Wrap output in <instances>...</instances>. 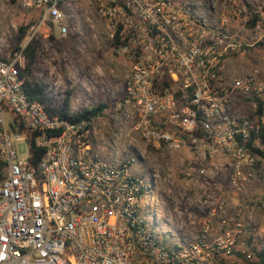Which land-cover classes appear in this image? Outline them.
I'll return each instance as SVG.
<instances>
[{"label": "built area", "instance_id": "1", "mask_svg": "<svg viewBox=\"0 0 264 264\" xmlns=\"http://www.w3.org/2000/svg\"><path fill=\"white\" fill-rule=\"evenodd\" d=\"M6 1L35 21L19 48L0 50V264H219L236 253L250 225L239 213L229 214L223 201L181 248L164 242L151 199L144 204L146 181L131 168L133 161L108 163L93 142L92 125L100 116L67 123L28 99L26 46L40 34L55 38L56 28L59 38L66 37L81 0ZM84 1L127 66L121 98L110 108L117 125L136 132L147 148L185 151L187 180L199 183L209 171L224 168L226 192L249 207L246 196L260 156L246 145L261 125L257 103L250 101L253 112L239 116L233 96L264 101V82L256 72L230 77L224 62L248 46L235 38L252 32L264 37V2ZM28 133L43 150L35 170ZM20 140L28 146L27 159H17ZM151 182L155 188V176ZM241 253L253 257L251 250Z\"/></svg>", "mask_w": 264, "mask_h": 264}, {"label": "rangeland", "instance_id": "2", "mask_svg": "<svg viewBox=\"0 0 264 264\" xmlns=\"http://www.w3.org/2000/svg\"><path fill=\"white\" fill-rule=\"evenodd\" d=\"M75 8L74 16L68 20L70 32L66 37L59 38L56 28L53 34L55 38H45V34H40L35 39L38 45L35 60L30 66V78L44 84L54 95L57 104H61L66 92L70 91V108L74 111L90 108L100 102L107 103L105 113L92 125L95 131L93 142L102 148V157L108 163L133 161L131 168H135L136 175L146 181L144 204L151 199V212H156L160 221L157 228L166 233L164 242L181 248L184 240L196 235L208 212L223 201L230 209L229 214L239 213L250 227L239 250L219 264H247L236 254H242V250H250L252 246L264 249V208L261 206L264 203V160L260 158L259 173L246 196L250 205L245 207L240 197L226 192L224 168L209 171L208 177L199 183L192 182L182 175V163L187 157L185 151L171 154L147 148L136 132L118 126L110 108L121 98L127 66L111 48L104 33V23L91 6L81 0ZM26 13V10L0 0L1 51L17 49L18 27L35 21L29 19ZM263 40L264 37L254 32L248 37L245 33L235 38L236 43L248 46L226 59V75L234 78L256 72L258 80L264 82V46L259 45ZM233 97L235 114L246 116L253 112L246 96ZM4 117L7 121L11 120L8 113ZM111 140L115 142L114 148H111ZM16 147L17 159H27L29 152L26 142L20 140ZM150 175L155 176V188ZM203 201H207V205L202 208ZM254 260L252 257L250 262Z\"/></svg>", "mask_w": 264, "mask_h": 264}, {"label": "trees", "instance_id": "3", "mask_svg": "<svg viewBox=\"0 0 264 264\" xmlns=\"http://www.w3.org/2000/svg\"><path fill=\"white\" fill-rule=\"evenodd\" d=\"M32 24L20 25L17 29V38H18V47L23 42V39L27 36V31ZM254 25V20L250 22V26ZM38 42L36 40H32L25 48V57L27 60L26 68L22 72L24 78V86L23 90L27 95L29 100H33L42 104L45 109L50 114L56 115L60 121H64L67 123H75L78 121H86L89 122L91 118H96L101 116L103 111L108 107L107 103L100 102L90 108H85L80 111H72L70 108V91L66 92L65 97L61 104L55 103L54 98L49 97L46 86L39 82L33 81L30 78V66L35 60V53L37 50ZM259 45L264 46V40L259 42ZM250 101H255L257 103V107L255 109V115L259 120V124L261 125V129L258 135H251V138L246 145L252 153L260 156L262 160H264V125L261 124L262 118L264 117V102L259 100L257 97H249L246 98ZM27 139L30 145V154H32L30 158V166L35 170L36 163L40 158L43 150L34 147L32 134H27ZM257 140L258 146H254L253 142ZM252 255L254 257V261L250 262L251 259H247L244 254L237 253L236 255L243 259L247 264H264V249L257 248L256 246H252L250 248ZM223 260H220L219 263H222Z\"/></svg>", "mask_w": 264, "mask_h": 264}]
</instances>
